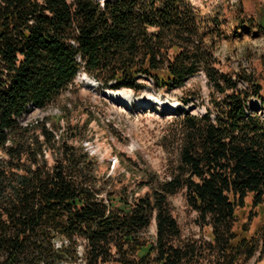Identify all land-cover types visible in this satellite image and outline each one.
<instances>
[{
  "label": "trees",
  "instance_id": "16d2710c",
  "mask_svg": "<svg viewBox=\"0 0 264 264\" xmlns=\"http://www.w3.org/2000/svg\"><path fill=\"white\" fill-rule=\"evenodd\" d=\"M245 1L232 21L263 34L264 0ZM220 7L201 20L191 0H0V264H245L264 249V113L250 104L264 105V84L218 67L206 35ZM83 72L111 90L204 75L205 112H182L167 177L123 155L135 189L99 176L70 106L24 120ZM181 190L207 239L181 235L167 204ZM246 206L260 218L251 232Z\"/></svg>",
  "mask_w": 264,
  "mask_h": 264
},
{
  "label": "rangeland",
  "instance_id": "374dc122",
  "mask_svg": "<svg viewBox=\"0 0 264 264\" xmlns=\"http://www.w3.org/2000/svg\"><path fill=\"white\" fill-rule=\"evenodd\" d=\"M191 1L199 10L201 20H207L213 7L221 5L222 23L209 27L206 35L216 52L218 67L226 72L253 74L264 84V33L249 24L239 25L232 21L236 0ZM244 6L253 8V1H245ZM139 82L142 87L138 90H111L102 88L83 72L45 108L29 109L24 120L46 115L53 117L60 114L63 105L70 106L72 111L67 115L70 122L86 125L82 145L99 162V176H114L116 180L121 179V183L129 184V190H132L139 177L124 172L118 161L119 155H123L124 160L147 165L161 178L167 177L177 161L182 112L204 114L209 93L201 72L189 76L180 87L172 90H158L144 79ZM250 104L264 113L260 101L252 98ZM122 172L124 177L120 175ZM116 180L113 181L115 185L121 184ZM248 201L249 197L245 198L249 205ZM167 204L185 239L208 238V228L199 225L196 212L186 204L183 190L169 196ZM253 212L248 206L238 212V218L248 224L250 232L260 220L259 215L249 220ZM151 221L148 233L154 235L155 221ZM245 264H264V249L260 248Z\"/></svg>",
  "mask_w": 264,
  "mask_h": 264
},
{
  "label": "water",
  "instance_id": "95a60500",
  "mask_svg": "<svg viewBox=\"0 0 264 264\" xmlns=\"http://www.w3.org/2000/svg\"><path fill=\"white\" fill-rule=\"evenodd\" d=\"M104 264H110V263H104Z\"/></svg>",
  "mask_w": 264,
  "mask_h": 264
},
{
  "label": "bare ground",
  "instance_id": "6f19581e",
  "mask_svg": "<svg viewBox=\"0 0 264 264\" xmlns=\"http://www.w3.org/2000/svg\"><path fill=\"white\" fill-rule=\"evenodd\" d=\"M121 97H122V95H121ZM124 98V97H123Z\"/></svg>",
  "mask_w": 264,
  "mask_h": 264
}]
</instances>
